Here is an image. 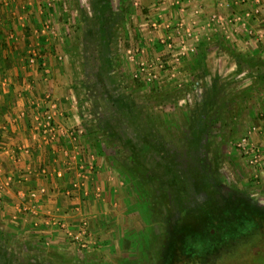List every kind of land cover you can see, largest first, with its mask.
<instances>
[{
	"label": "rangeland",
	"instance_id": "rangeland-1",
	"mask_svg": "<svg viewBox=\"0 0 264 264\" xmlns=\"http://www.w3.org/2000/svg\"><path fill=\"white\" fill-rule=\"evenodd\" d=\"M67 1L61 11L49 1L79 26L62 34L77 39L63 47L75 52L67 81L89 86L86 132L119 192L106 217L85 220L90 244L75 255L5 253L8 239L0 264H264L263 117L258 91L249 94L260 80L244 75L242 58L235 77L210 75L223 65L201 52L197 14H178V0L175 10L168 0ZM234 220L240 228L224 234Z\"/></svg>",
	"mask_w": 264,
	"mask_h": 264
},
{
	"label": "crops",
	"instance_id": "crops-1",
	"mask_svg": "<svg viewBox=\"0 0 264 264\" xmlns=\"http://www.w3.org/2000/svg\"><path fill=\"white\" fill-rule=\"evenodd\" d=\"M49 1H54V7L58 3L0 0V240L14 242L4 247L5 253H19L21 249L23 253L28 251L24 246L33 245L41 255L64 258L75 255L71 250L76 244L69 235L79 224L107 216L106 206L113 205L117 185L107 178L109 167L92 140L94 134L86 132L91 126L86 115L89 86L78 89L71 79L67 81L71 70L66 72L63 62L75 52L63 47L76 46L77 39L62 34L79 26L57 18ZM178 1V14H197L201 52L216 66L223 65L221 71L214 68L210 75L223 72L221 75L227 73L228 79L235 77V58H242L247 66L244 75L260 80L259 86L249 87V94L258 91L259 114L263 117L259 121L263 140L259 142L264 143V0ZM168 3L171 10V0ZM57 15L64 16L62 12ZM169 31L172 38L174 31ZM34 50L37 60L31 64L30 52ZM176 52L170 51L169 62ZM89 100L92 102L91 97ZM52 105L58 112L54 140L43 134L44 116ZM42 168L47 170L46 176ZM16 241L20 248L14 247Z\"/></svg>",
	"mask_w": 264,
	"mask_h": 264
},
{
	"label": "built area",
	"instance_id": "built-area-1",
	"mask_svg": "<svg viewBox=\"0 0 264 264\" xmlns=\"http://www.w3.org/2000/svg\"><path fill=\"white\" fill-rule=\"evenodd\" d=\"M36 58L34 55H31L30 62L34 64ZM57 109L55 106H51L50 109L45 113L44 116V123H43V134L46 135L49 139H55V134L57 132L56 125H55V118L57 116ZM42 175H47V170L42 168L41 169ZM3 174L2 168H0V175ZM61 174H58V177H61ZM69 237L74 241L76 246L81 248H86L90 244V233L89 229L85 222L79 224V227L74 231L71 232Z\"/></svg>",
	"mask_w": 264,
	"mask_h": 264
},
{
	"label": "flooded vegetation",
	"instance_id": "flooded-vegetation-1",
	"mask_svg": "<svg viewBox=\"0 0 264 264\" xmlns=\"http://www.w3.org/2000/svg\"><path fill=\"white\" fill-rule=\"evenodd\" d=\"M240 223V221H237V220H234L233 221V225L230 227V229H225V230H223V233L225 234L226 232H228V233H231V235L236 231V228L237 229H239L240 228V226L238 225ZM253 223V222H252ZM247 227H249V226H247ZM246 226H244L243 228H246V231L248 232L249 230H248V228H247ZM242 228V229H243ZM241 229V230H242ZM261 230V229H260ZM259 230V231H260ZM253 231V230H252ZM227 237H230V236H228V234H227ZM232 237V236H231Z\"/></svg>",
	"mask_w": 264,
	"mask_h": 264
}]
</instances>
